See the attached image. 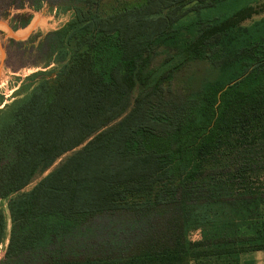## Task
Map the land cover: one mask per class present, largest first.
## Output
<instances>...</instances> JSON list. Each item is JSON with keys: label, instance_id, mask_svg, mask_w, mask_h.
<instances>
[{"label": "trees", "instance_id": "1", "mask_svg": "<svg viewBox=\"0 0 264 264\" xmlns=\"http://www.w3.org/2000/svg\"><path fill=\"white\" fill-rule=\"evenodd\" d=\"M263 1L20 0L18 9L46 5L70 18L36 46L44 67L58 70L27 77L21 97L0 109V247L10 225L0 264H257L264 17L239 22ZM31 20L16 15L12 31ZM182 33L188 54L167 57L125 114L146 65L138 62ZM35 39L10 46L24 51ZM193 60L218 79L165 102ZM218 210L230 217L210 215Z\"/></svg>", "mask_w": 264, "mask_h": 264}, {"label": "rangeland", "instance_id": "2", "mask_svg": "<svg viewBox=\"0 0 264 264\" xmlns=\"http://www.w3.org/2000/svg\"><path fill=\"white\" fill-rule=\"evenodd\" d=\"M25 1V0H24ZM20 0H0V95L3 102L0 109L9 105L14 100L21 97L19 92L20 87L26 81V78L36 72L52 71L56 72L59 68L57 64H51L47 68L44 67L45 57L37 50V42L40 36L47 32L53 31L66 23L70 14L54 16L48 13V8L45 5L39 12H33L26 6L24 9H18ZM30 13L32 20L25 29L12 31L11 19L20 13ZM264 17V1L253 9L252 15L249 19L240 21V25H248L254 20ZM33 45L25 43L24 51H18L10 46V42H25L30 37H35ZM191 42L190 36L182 33L176 39V45H162L152 47L143 57L138 66L141 67L146 63L142 72V79L138 78L135 88L130 93L128 98L127 114L133 107L135 99L144 93L146 87L142 83L148 82L152 74L159 71L163 62L167 57L180 58L182 61L188 54L186 51L187 45ZM219 73L213 70L209 63L205 60H193L184 63L175 73L171 83L165 88L164 100L165 102L182 101L189 94L195 92L203 80H217ZM144 81V82H143ZM81 147L77 148L78 151ZM73 151V152H75ZM67 154L57 160L54 165L40 177H37L23 192L29 191L42 177L47 175L51 170L57 167L66 157ZM218 157H221L219 155ZM264 184V176L260 177ZM17 195L12 196V198ZM7 199L0 201V209L4 210L7 217L6 204ZM264 214V206L262 208ZM214 217L229 218L230 213L227 210L221 212L220 210L211 213ZM8 218V217H7ZM9 221L7 219V229L4 241L0 247V259L3 256L4 249L8 241ZM242 233H248V230L243 229ZM190 238L192 240L199 239L198 233H193ZM257 264L264 262V253H255L252 255Z\"/></svg>", "mask_w": 264, "mask_h": 264}, {"label": "crops", "instance_id": "3", "mask_svg": "<svg viewBox=\"0 0 264 264\" xmlns=\"http://www.w3.org/2000/svg\"><path fill=\"white\" fill-rule=\"evenodd\" d=\"M264 253V252H263Z\"/></svg>", "mask_w": 264, "mask_h": 264}]
</instances>
